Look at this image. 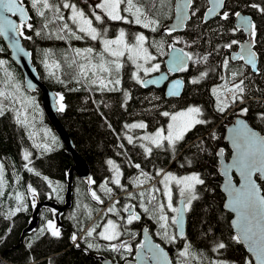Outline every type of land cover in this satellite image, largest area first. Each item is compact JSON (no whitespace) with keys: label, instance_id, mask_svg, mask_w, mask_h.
<instances>
[{"label":"trees","instance_id":"1","mask_svg":"<svg viewBox=\"0 0 264 264\" xmlns=\"http://www.w3.org/2000/svg\"><path fill=\"white\" fill-rule=\"evenodd\" d=\"M133 1L144 10V17L147 20H158L156 15L158 9L155 5L157 0ZM21 2L29 10L28 24L32 26L29 29L26 27L28 24L22 25V41L31 51L33 64L42 82L55 91L58 97H64L62 103L65 109L58 111L60 122L72 139L75 149L88 164L91 177L87 183L74 174L71 204L59 215L65 219L63 227L59 230L61 233L59 237L52 236L47 230V222L53 221L57 212L49 206L41 207L38 213L36 227L44 231L40 230L34 237L32 234L36 233L35 227L23 236L22 233L31 222L38 202L52 201L59 206L65 205L68 176L74 166V160L66 152V147L57 134L59 140L56 144L52 143L50 151L44 150L42 146L36 147L32 144L25 127L17 120L14 109L2 112L0 166L7 187L4 183L1 184L4 185V190L0 191V264H92L77 245L82 237L87 236L93 225L102 226L105 214L100 213L102 209L116 194L126 190L134 192L130 196H121L112 201L108 208L115 205L120 212L131 203L130 201L139 202L140 198L130 199L138 193L139 190L135 189L141 190V186L155 180L169 164L170 171L178 174L196 171L203 180V184L197 187V198L193 201L188 223V234L194 241V249L201 251L199 254L201 260L208 261L204 259L203 251L208 250L210 242L212 245H219L214 242L223 239L229 245H233L232 242L235 240L229 242L230 236H235L229 224L230 214L223 208L225 196L221 191L222 176L219 173L218 152L223 148L226 158L230 156V149L223 141V133L225 124L230 123L237 115L245 116L254 128L264 134V11H261L264 9V0H226L222 14L227 12L228 19H222L221 14L209 22L204 21L208 1L192 0L191 18L185 29L180 32H169L165 30V26L174 16L175 0H172L170 19L160 22L154 27L155 31L152 30L153 27L131 25V28L145 32L151 49L160 56V59H165L171 45L183 48L193 57L187 70H183L186 85L180 97H167L164 89L160 88L145 89L138 79L132 80L129 72V69L134 67L132 64L126 62L117 70L113 64L114 60L101 46L74 29L72 33L81 37L76 39L68 29L63 28L67 23L70 29L72 21L59 6V0H48L49 8H44L42 4L33 7L32 0ZM38 11H43L44 15L40 16ZM237 12L249 14L255 24L254 48L258 53V70L255 73L242 61L231 59V51L238 49L239 44L246 39V34L242 30H236L234 21ZM114 24H122L125 31L129 28L122 21H115ZM175 36L179 38V43L175 42ZM132 39L133 36H130L129 40ZM233 40L238 43L233 44L231 48L225 47ZM75 46H82L85 50L91 48L93 51L92 53L86 51V55L80 57ZM9 55V50L0 37V61L7 60V65L5 62L3 64L12 74V69L19 72L24 87L22 72ZM226 60L228 63L225 66ZM43 62L47 65L51 62L49 68L52 72L45 73ZM55 62L57 67L52 68ZM88 63L93 65L89 66ZM101 63L110 71H101L99 68ZM81 65H87L83 73ZM202 73L206 75L202 76ZM233 73L236 75L233 76ZM95 77L103 80L104 86L101 85V81L98 84L93 83ZM194 79L198 82L192 83ZM115 80L121 81V85L115 84ZM241 81L244 91L235 95L242 99L237 98L233 102L234 92L230 89ZM213 89H216L215 93ZM225 90L232 92L231 100L225 98ZM36 94L40 96V93ZM221 102L226 105L223 111L219 110ZM190 105L201 108L205 122L196 124L188 131L184 141L173 151L167 153L164 151L166 148L157 149L156 153L163 157L160 159L158 156L157 162L152 158L147 160L132 158L134 153L129 147L123 149L118 146L117 139L128 137L135 139V132L129 129H132L131 125L146 122L152 128L163 126L172 113ZM242 109H247V112H242ZM164 112H168L169 115L164 116ZM45 120L51 126L47 119ZM51 128L53 129L52 126ZM136 138H139L137 133ZM188 144L190 145L179 155ZM131 149L133 151V147ZM25 152L31 155L27 161L24 158ZM106 160L112 161L123 171L122 185L117 186L114 194L106 191L112 174ZM29 168L32 171H29ZM143 170H151L148 180L141 181V184L133 183L135 176ZM47 178L54 181L53 187H49ZM234 179L237 180L235 176ZM92 180L95 184H92ZM260 185L264 191V182H260ZM30 189H35V195ZM98 189L108 193L101 191L99 195L97 194L103 203L93 198L92 193ZM18 198L21 208L13 214L18 206ZM90 223L91 227L82 233ZM133 234L134 231L130 234L126 232L114 242L120 243ZM73 235L76 236L75 241L72 240ZM131 242L125 243L130 245ZM136 244L135 242L134 246ZM130 249L131 251H128L125 248L123 256H132L133 249L132 247Z\"/></svg>","mask_w":264,"mask_h":264},{"label":"snow or ice","instance_id":"2","mask_svg":"<svg viewBox=\"0 0 264 264\" xmlns=\"http://www.w3.org/2000/svg\"><path fill=\"white\" fill-rule=\"evenodd\" d=\"M125 3V0H100L95 5V8L100 9L110 20L112 21H119L124 20L125 22H128L126 16L121 15V4ZM127 7L123 9L125 12H131L132 15L135 17V23L136 24H142L143 27L148 28L150 25L155 24V21L149 20L147 22H143L145 13L144 10L140 7H136L133 4V0H126ZM188 5L191 4V0H187ZM219 3L223 5V0H219ZM38 4H42L44 8H49L50 5L48 3V0H32V6L36 7ZM0 7H2L4 12L12 13L13 15H16L19 13L21 18V25H23L24 21V15H25V9L21 6V3L18 2V0H0ZM64 8H71L72 15L70 19L73 21V23L78 24V31L80 33H84L87 36H89L92 40H96L98 36L101 34L98 32L97 28L93 26V21L85 16V13L82 10H78L76 8L75 4H68L65 3L63 5ZM253 7H256V5H253ZM133 9L135 11L133 12ZM59 11V9H57ZM214 10L212 8L208 9V13H212ZM261 11H264V9H261ZM38 14L40 16L44 15L43 11H38ZM94 15L95 20L103 23V18L101 15L96 14L95 12L92 13ZM207 15V14H206ZM229 14L227 12H224L221 16L222 19L227 20ZM235 16L238 18H241V14L239 12L235 13ZM60 19H63V17H59ZM7 25L15 32L23 34L20 32V27L13 23L12 21H6ZM241 25L245 27V30H248L250 28V35L253 37V39L250 41V43L254 44V37H255V24L250 23V18L242 17L241 18ZM27 28L31 29V24L26 25ZM64 29H68L69 32H71V29H69V25L65 23L63 25ZM153 31H155V28H152ZM238 30V29H236ZM171 30H169L170 32ZM235 31V30H234ZM40 33H37L39 35ZM73 36H75L76 39H81L79 35H76L75 33H71ZM125 32L123 30L120 31L119 37L115 40H104L103 43L105 45V51L110 52V54L113 57L119 58L120 56L124 55V52L121 50V48L126 49L129 53L134 54V56H130V58H140L143 59L145 62H147L150 59H154L151 57L147 49L143 48V44L145 42V37L143 35H138L135 37L136 44L134 46H129L125 43L124 40ZM27 39H30V37H25ZM63 38V37H60ZM238 41L233 40L230 44L225 45V47L231 48L233 44H237ZM112 45H116L117 49L113 50L111 48ZM88 53H92L93 49L89 48L86 50ZM77 55H79V51L77 52ZM184 55L187 56L189 60L193 59V57L190 54L185 53ZM206 60L207 57H204ZM248 62L252 64L253 68H255V53L250 52L249 53V60ZM0 63H3L0 61ZM228 61L226 60L224 62L225 66L227 65ZM181 64L183 65V61L181 60ZM81 72L84 71V66L81 65ZM95 67V66H93ZM121 67L119 63H115V68L118 70ZM142 65L137 64V68H141ZM99 68L101 71L109 72L110 69L105 67L103 63L99 65ZM159 68V65H153L151 68H143V71L145 73H148L150 71H157ZM181 70H187L186 65H183L181 67ZM206 75V73L201 74ZM236 74L233 73V76ZM138 82L143 83V81H139V78L137 77ZM154 82V81H153ZM197 80H192V83H197ZM109 83H112V81H109ZM115 84H119V80H115ZM243 84V81L240 82V84L234 85L233 89H230L234 92L233 95V102L237 98L242 99V97H238L235 95V93H243L244 89L241 86ZM101 85L104 86L103 80H101ZM180 87V82L177 81L175 84V89H178ZM172 90L169 94L171 95H178V92ZM213 92H216V89H213ZM0 95H3V93H0ZM64 97L59 96L58 99V110L64 111L65 105L62 103ZM224 107L226 105L221 102V107L219 110L223 111ZM242 112H247V109H242ZM201 113V110L198 107H189L186 111L179 112L176 115L172 116L173 123L168 125V133L167 136L163 135L164 130L160 129L158 130L154 136H144L143 139L151 141L154 145L157 147L161 146L162 141L167 140L169 145L174 146L176 142L183 139L184 135L187 133V131H190L191 128H193L196 124L204 123L205 121L200 120L198 117ZM0 114H2V110H0ZM164 116H168V112L163 113ZM128 127V126H126ZM130 127L132 128H145L146 125L143 123L139 124H133ZM54 139V138H53ZM129 143L132 142V137H128ZM45 149L48 148V145H44ZM237 154L236 157L231 165L229 167H234L237 169V171L240 173L241 177L243 178V183L241 184L240 188H235L232 185V179L231 177L228 178L227 181V187L226 190H231V192L234 194V199L231 201V204L234 206V210H236L238 213H242V210H247L250 215H252V219L254 220L255 213L257 210L264 211V196H261L259 194V189L257 188L255 182L253 181L252 177L255 173L259 172L261 175H264V137H259L256 133L251 131H245L243 141L238 142L235 144ZM146 151L151 152V148H147ZM29 154L25 153V160L28 159ZM109 164H112V161H109ZM115 167V166H114ZM136 167H139V165H136ZM29 171H32L31 168L28 169ZM117 172V178L114 180V183L119 185L120 179H119V170L116 169ZM159 174V173H158ZM39 175V173H37ZM142 175H146L142 173ZM46 179V178H45ZM169 181H175V183L179 186V194L181 197L184 198V211L188 210L191 206V203L194 199L197 197L194 195V186L196 184H203V180L199 178L198 175L193 174L189 176H185L182 178H176L175 176H172L171 173H168L164 176V179L161 181V183L165 186L164 196L167 198V208L171 210L173 213H177V216H174L171 218V223L174 225H180V214L182 212V209L173 207L172 203V191L171 188L168 186ZM33 194L35 195V189H30ZM106 191L111 192V189H106ZM155 191H160L159 189H155ZM93 198L97 201H100L103 203V201L100 200V197L96 195L95 192L92 193ZM143 196V193H141ZM152 200H155V196L151 198ZM151 202V201H150ZM118 203V202H117ZM33 206H35L33 204ZM165 205L163 203L158 204L159 212L161 213L158 217L159 221L161 222V228L165 229L164 231V237L166 239H169L170 241H174L176 239V236L173 235L171 237L168 236L167 233V226H168V220L169 217L164 213ZM20 209H17L19 211ZM145 211L148 209L145 208ZM108 212H114L115 206L108 208ZM125 211H128L126 208ZM14 214V213H13ZM140 217L137 214H130L128 217V223L131 224L133 220H139ZM252 223V220H249V224ZM99 227V225H97ZM117 225L114 221L108 220L107 223L103 227V231L99 233V236L107 241H113L116 240L119 236V233L117 232ZM47 230L50 231L51 235L54 237H59L61 235L59 229L56 227L55 223L51 220L47 222ZM95 232V227L90 229L87 232V236H92ZM245 237L251 241V250L256 252V259L258 261V264H264V230H262L259 234V239H254V237L257 236V233L252 231V228L249 227L245 229ZM181 236H183V233H180ZM234 239L239 241L238 237H234ZM72 240H76V236H72ZM78 246V245H77ZM125 247L128 251H131L130 248L127 247L126 244L122 245ZM89 248L94 247L92 244H88ZM141 248L144 247V245H140ZM219 248H224L225 245L223 243H220L218 245ZM157 249H159V246H156ZM111 249L113 251H118L119 246L113 244L111 245ZM188 247L186 246L183 251L179 253L180 256H186L188 254ZM248 264H251V262H248Z\"/></svg>","mask_w":264,"mask_h":264},{"label":"water","instance_id":"3","mask_svg":"<svg viewBox=\"0 0 264 264\" xmlns=\"http://www.w3.org/2000/svg\"><path fill=\"white\" fill-rule=\"evenodd\" d=\"M207 1L208 8L204 13L205 22H209L210 20H213L220 16L225 9L226 2V0H223V5H221L219 3V0ZM18 2L21 3V6L25 9L23 25H26L29 23V10L26 5L21 2V0H18ZM191 4L188 5L187 0H175L174 16L172 20L165 26V30H171L175 32L183 31L191 18ZM209 8H212L214 11L212 13H208ZM239 13L241 14V18H250V23L253 24L252 18L249 14L244 12ZM241 18L235 16V26L237 29L242 30L246 34V39L239 44L238 49L231 51V59L233 61H243V63L246 66L250 67L255 73L258 70V53L254 48L255 41L254 44L250 43V41L253 39V37L250 35L251 30L250 28L248 30H245V27L241 25ZM6 21H12L16 25L21 26V32L22 25L19 13L13 15L12 13L4 12L2 7H0V37L9 50L10 59L17 67H19L22 72L25 89L29 92L40 93L39 102L45 114V118L47 119L48 123L53 127L55 133L60 137L62 143L65 145L66 152L70 156H72L74 160V166L69 171L65 205L59 206L52 201L38 202L33 212L31 222L23 231V235H25L27 232L32 231L37 226L38 213L41 207L49 206L53 209H56V217L58 218L59 215L63 211H65L71 204L72 180L74 174L83 179H88L90 177V170L85 159L77 152L72 142V139L70 138L69 134L60 122L58 116V94L52 89H50L44 82H42L38 71L35 65L33 64L31 51L27 49L24 45L21 38V34L13 31L7 25ZM250 52L255 53V68H253L252 64L248 62ZM185 53L187 52H185L181 47L171 45L168 56L165 60L166 70L155 73L154 75H151L146 78L142 83L144 88H148L151 86H166V94L168 97L181 96L184 89V80L182 78L170 79V73L175 76L177 75V73H179V71H181V67L183 65H186V67L189 65L190 60L187 58L186 55H184ZM181 60L183 61V65L181 64ZM177 81L180 82V87L178 89H175V84ZM174 89L178 92V95L169 94ZM245 131H251L256 133L259 137H264V134L258 129L254 128L245 116L240 115L236 117L233 122L226 126L224 134V138L228 142L232 150L230 156L226 158L223 154L222 149H220L218 152L220 159L219 173L222 176L221 191L225 196L223 208L231 215L230 226L239 238L240 243L244 245L246 251L251 255L253 263L258 264V261L256 259V252L251 250V241L245 237L244 233L245 229L251 227L252 231L257 233V236L254 237V239H259L260 232L264 230V211L257 210L255 213L256 218L254 220L252 219V215H250L247 210H242L243 214L238 213L236 210H234V206L231 204V201L234 199V194L231 192L230 189L226 190L227 181L229 177H231L232 185L235 188H240L241 184L243 183V178L241 177L237 169L234 167H229V165L233 163L237 154L235 144L243 141ZM189 145L190 144L185 146L179 152V155H181L186 149V147H188ZM179 155L175 158V160L179 157ZM234 176L237 178V180L234 179ZM252 179L255 182L257 188L259 189V194L261 196H264V191L260 185V182H264V175H261L259 172H257L253 175ZM183 203L184 200H181L180 209H182V212L180 214V225H176L179 236H181V232L184 234L186 231L187 218L186 212L183 210ZM249 220H252L251 224H249ZM143 235L144 247H139L137 249L135 261H127L124 264H145V262L148 263L150 260L145 259V254L146 249L149 248L152 249L151 260H155L157 264H172L168 251L160 245H158L159 249L156 248L157 244L153 241L152 236L150 235L146 227L143 228ZM105 263L121 264L119 262H110L107 260H105Z\"/></svg>","mask_w":264,"mask_h":264},{"label":"flooded vegetation","instance_id":"4","mask_svg":"<svg viewBox=\"0 0 264 264\" xmlns=\"http://www.w3.org/2000/svg\"><path fill=\"white\" fill-rule=\"evenodd\" d=\"M98 2H100V0H59V4H60L59 6L63 9L64 13L67 16H71L72 11H71V8L66 9L63 7V5L65 3L75 4L76 8L78 10H82L85 13V16L93 21V26L96 27L98 32L101 33L99 35V37L96 40H94L96 45L101 46L102 48H105L103 41L104 40H112L111 36L113 34V31H111V30H112V26H113L114 22L112 20H110L100 9L95 8V5ZM93 12L102 16L103 23L95 20L94 15H92ZM72 24L73 23L71 22L70 25L72 26ZM104 27H106L107 30L104 34L105 38H102V36H103L102 33H103ZM76 30H78V25L76 27ZM169 50H170V48H169ZM154 53L156 54L157 57L159 56L156 52H154ZM168 53H169V51H168ZM167 56H168V54H167ZM167 56L165 57L164 60L160 59L161 67L158 71L153 72L151 74H147V76L144 79H141V81H144L146 78H148L151 75H154L155 73L165 71L166 70L165 60H166ZM189 65H190V63H189ZM189 65L186 68H188ZM173 78H182L184 80V87H185L186 78L183 74V70L179 71V73H177V75H175V76L172 75V73H170V79H173ZM152 87L164 89V91L166 93V86H164V87L151 86L148 88H152ZM148 88L145 87V89H148ZM183 93H184V89H183L181 96L183 95ZM229 99H231V97ZM39 100H40V98H39ZM238 116H240V115L235 116V118ZM235 118L231 122H233L235 120ZM230 123L225 124V129H226V126H228ZM143 124L146 125L145 128H142V129L141 128H132V129L129 128V129L131 131L139 130L143 133L148 132V136H152L156 130L155 129L156 127L152 128L149 126L150 124H147L146 122H144ZM166 124L163 126L165 127ZM224 134H225V131L223 133V141L229 147L230 154H231L232 150H231L228 142L225 140ZM119 135H121V133ZM134 138L135 139H132L131 143H129L128 139H124V138L117 139V143L119 144L118 146L120 148L126 149L127 147H129L131 152L134 153L132 155V158L141 159V160H147L149 158H152L155 162H157L158 156H159L156 153L157 149H163L164 150V148H166L164 151H166L167 153L170 152L169 148L166 145L161 146V147H157L154 145L153 148L151 149V152H148V154H146L143 151V147H141V145L139 143V141L142 138H136V133H134ZM184 139L179 143V146L184 141ZM149 143H152V142L147 140V142L145 144L148 146ZM132 147H133V151L131 149ZM220 149H222L223 154H224V149L223 148H220ZM120 157H122V155H120ZM161 158H163V157H160V159ZM150 172H151V170L141 171L139 173L141 176V181L148 180V178L150 177ZM142 173H144L146 175H142ZM168 173H171L172 176H175L176 178L178 176H183V175L188 174V173L178 174L176 172L170 171L169 169H166L155 180H153L152 182L148 183L145 186H141V190L149 188V186L153 183V186H155V189L160 190L158 192L155 191L157 197L159 198V200H161L162 203L166 204L167 198L164 196L165 186L163 183H161V181L164 179V176ZM77 177L80 178V180L88 183V181L90 180L91 174H90V177L88 179H83L79 176H77ZM92 184H95V181L92 180ZM168 186L171 188V191H172L173 207L180 208L181 200H184L183 197L179 196L180 186L177 185L175 183V181H169ZM133 192H134V190H126L123 193L116 194L114 196V198L111 200V202L118 199L121 196H130ZM111 202H109L102 209V211L100 213H103V212L105 213L106 209L108 208V206ZM130 202L131 203H128L125 207L128 209V211H125V208H124L122 211L118 212L117 223L120 224L121 229H123L122 226L125 227L129 234L131 231H134L133 235H131L127 238H124L123 239L124 241L115 244V242H114L115 240L107 241V240H104L103 238H101L97 234L98 228H95V232L93 233L92 236H85L84 238L82 237L78 246H79V248L82 249V253L84 255H86L88 259L91 260L92 264H106L105 260L110 261V262H119L121 264H124L125 262L131 261V260L135 261V255L137 253V249L140 247V245H144V240H143V238H144L143 228L144 227L147 228L148 232L152 236L153 241L157 245L162 246L165 250L168 251L172 264H204V263H206V264H248V262H251V264H254L252 261L251 255L246 251L244 245L240 242H237V240L234 239V237H237V235L235 233H234L235 236H230V238H229V242H231L232 239L235 240V242H232L233 245H229L228 243H226V241L221 239V241H219V242H217V241L214 242V243H218V244L223 243L225 245L224 248H219L218 245H212L213 243L211 244V242H210L208 250L203 251L205 253L204 259H207L208 261L203 262V260H201L202 258L199 256L201 251H197L194 249V244H193L194 241L192 240L191 235L188 234L189 214H190V211L192 210L193 203H192V207L185 211L187 222H186V231L183 234V236H179L178 231H177V226L172 224L171 221L168 220L169 224L174 227V229L172 227L171 230L173 231V235L176 236V239L174 241H170L169 239H166L163 234L158 235L156 233V231H155L156 223H154V220H153L154 218H152V216L149 215V211L144 210L146 208L145 206L148 207V201H147L146 196H144V197L141 196V198L139 199V202H135V201H130ZM183 205H184V203H183ZM54 210L57 211L56 209H54ZM132 213L139 215L140 219L139 220H133V222L131 224H129L127 222L128 217ZM152 213H153V209L150 210V214H152ZM56 214H57V212H56ZM56 214H55V216H56ZM230 219H231V215H230ZM230 219H229V224H230ZM64 220L65 219H63V217L62 218L56 217L53 219V222L55 223L56 227L60 230L63 227V224L65 223ZM103 227H104V225L102 226L101 231H103ZM137 227H138V229L136 230ZM121 234H125V233H123L122 231L120 232V230H119V236L117 239L123 237V235H121ZM130 241H132L130 245H127L125 243V242H130ZM135 242L137 243L136 246H134ZM88 244H92V245H94V247L89 248ZM113 244L119 246L118 251H113L111 249V245H113ZM124 244H126L127 247H129V246L132 247V249H133L132 256H129V257L123 256L122 253L125 251V247H123L122 245H124ZM186 246L189 249L188 254L186 256H180L179 253L181 251H183ZM152 247H154V246H152ZM239 248H240V250H238ZM151 257H152V249L151 248L146 249L145 259H148L150 261L148 263L145 262V264H157L155 260H151Z\"/></svg>","mask_w":264,"mask_h":264},{"label":"rangeland","instance_id":"5","mask_svg":"<svg viewBox=\"0 0 264 264\" xmlns=\"http://www.w3.org/2000/svg\"><path fill=\"white\" fill-rule=\"evenodd\" d=\"M171 3H172V0H157L156 1L155 5H156V8L158 9L156 15L158 16V20H156V21L154 20L156 23L153 24V25H150L149 26L150 28L158 26L159 23L162 22L163 20L170 19L171 15H172ZM133 4L136 7H140L137 4H135L134 1H133ZM126 7H127V3H126V0H125V3L121 4V15L122 16H126L128 22H125L124 20H119V21H122V23H126L129 28H128V30L126 29V31H125V29H124L122 24H118V25L114 24V26H112V30H111V31H113V34L111 36L112 40L117 39L119 37L120 31L123 30L125 32V37H124L125 43L128 44L129 46H134L136 44L135 37L138 36V35H143L145 37V42L143 44V48L147 49L148 54L151 57H153L154 59H150L147 62H145L143 59H140V58H130V56H134V54L129 53L126 49H123V48H121V50L124 52V55L120 56L119 58L113 57L110 54V52L105 51V48H103V50L107 53V55L112 60H114L113 61L114 66H115V63H119L120 65H123V64H126V62H128V63L132 64L134 67L129 69L130 76H131L132 80H136L137 77H138L139 80L141 81V79H144L147 76V74H151L153 72H156V71H150L148 73H145L143 71V68H151L153 65H159L158 70L160 69V67H161L160 56L157 57L156 54L151 49V45L149 44L148 37H147V35L145 34L144 31H141V29L140 30H136L134 28H131V25H137V24L135 23V17L132 15L131 12L123 11V9L126 8ZM134 11H135V9H133V12ZM70 17H69V19H70ZM142 19H143V22L149 21L145 17L142 18ZM70 21H72V20L70 19ZM113 22H115V21H113ZM72 23H73V21H72ZM77 25L78 24L73 23L72 26H70V29H71V32H69L70 34L73 32L74 29H76ZM139 25H141L143 27V23L139 24ZM106 30H107V28L104 27L103 33H102V35H103L102 38H105L104 34H105ZM130 36H133V39L131 41L129 40ZM174 39H175L176 43H179L178 42L179 38L177 36H175ZM64 43L67 44V42H64ZM75 47L77 48L76 51L77 52L79 51V56L80 57H84V55H86V50L82 46L81 47L75 46ZM111 48L113 50H116L117 46L116 45H112ZM124 59H125V61H124ZM3 62H5L6 65L8 63L7 60H4ZM137 64L142 65V67L141 68H137ZM49 65H51V62H50ZM49 65H47V63L43 62V67H44L45 73L46 72L47 73L52 72V70H50V68H49ZM87 65L92 66L93 63H88ZM87 65H84V68ZM55 67H57V63L56 62H55V66L52 67V68H55ZM12 70H13V74L14 75L6 69V67L4 66L3 63H0V93H3V95H0V110H2V112H4L5 110L14 109L15 116H16L17 120L25 127V130L28 133L32 144L34 146H36V147L42 146L44 150H45L44 145H48V148L46 150L50 151L52 143L56 144L57 141L59 140V138L56 135V133L54 132V130L51 128V126H49L46 123L45 114H44L43 109H42V107L40 105L39 97L37 96V94L27 91L23 87V85L21 83L19 72L16 69H12ZM112 74H113V72H112ZM99 81H101V79H98V77H95L93 83H97L98 84ZM120 85H121V81H120ZM229 100H231V99H229ZM17 107H18V110H17ZM189 107H198L201 110V108L199 106L190 105V106H188V107H186L184 109H181L179 111H176V112L172 113L169 116V121L166 124V126L165 127L164 126L156 127L155 128L156 130H155V132H154V134L152 136H154L155 133L158 130H160V129H163L164 130L163 135L167 136L168 125L173 123V121L171 119L172 116L176 115L179 112L186 111ZM198 118L200 120H204L203 119L202 110H201V113H200ZM134 132L139 135V138H142L139 141V143H140L141 147H143L144 153L148 154V151H146V149L147 148H151L152 149L153 146H154L153 143H149L148 146L145 144L147 142V140L143 139V137L144 136H148V132H144L143 133V132H141L139 130H135ZM186 134L184 135L183 139L185 138ZM182 140L176 142L174 146L169 145L168 141L164 140V141H162L161 146L166 145L169 148L170 151H173L174 149H176L179 146V143ZM161 146H159V147H161ZM30 156L31 155L29 154L27 160L30 159ZM106 162H107L110 170L112 171V174L110 176V179H111V181L109 183L110 185L106 189H111L110 193L114 194L116 192L117 186H121L122 185L123 171L118 165L113 164V162H112V164H109L108 160H106ZM170 166L171 165L169 164V167ZM1 168L2 167L0 166V191L2 192L4 190V185H5V187H7V182L3 181V179H5V176H4V178L2 177V169ZM116 169L119 170V179H120V184L119 185L114 183V180L117 178ZM139 173L133 179V183L141 184V176H140ZM193 174L198 175L199 178H200L199 173L196 172V171L189 172L188 174L183 175V176H178L177 178L179 179V178H182V177H185V176H189V175H193ZM46 181H47L49 187H53L54 184H55L54 181L50 180L49 178H47ZM3 183H4V185H1ZM198 185L199 184H196L194 186V195L196 197H197V187H198ZM76 190L78 191V189H76ZM135 190H139V191H138V193L136 195L131 196L130 199L131 200H137V199L141 198V196H142L141 193H143V197L146 196L147 201H148V207L147 206H145V207L148 209L147 211H149V215H151L152 218H154L153 219L154 223H156L155 231H156V233L158 235L163 234L165 229L161 228V222L158 219L159 215L161 214L159 212V209H158V204L162 203V202H161V200H159V198L157 197V195L155 193V186H153V183H152L149 186V188H147V189L140 190V188H138V189H135ZM101 191L105 192L104 190H100V189H98V190H96L94 192L96 193V195L97 194L99 195ZM107 192H105V193L108 194ZM48 196H50V195L48 194ZM153 196H155V200L151 199ZM179 196H180V194H179ZM193 201H192V203H193ZM17 202H18V206L15 209L14 214L17 212V209L21 208V203L19 204L20 198L17 199ZM76 202H77V204H79L78 200H76ZM192 203H191L190 208L192 207ZM164 205H165V208H164V213L163 214L167 215L169 217V220L171 221V218L174 217V216H177V213H173L171 210H169L167 208V206H166L167 203L164 204ZM151 209H153V213L152 214H150V210ZM117 213H118V207L117 206H115V211L114 212L106 211L105 214H104V217L102 218V226L105 225L108 220H112L117 225V229L116 230H117L118 233H119V230H120V232L122 231L123 233H126L127 232L126 228L122 226L123 229H121L120 224L117 223V219H118ZM102 226L98 227V231H97L98 235L101 232ZM94 227L97 228L96 226L93 225L92 228H94ZM172 227L173 226H171L169 224V222H168L167 233H168V236H170V237L173 236V231L171 230ZM173 229H174V227H173ZM40 230H42V232L44 231V229L37 228L36 229V233L32 234V236L35 237L36 234ZM121 235L124 236L125 234H121Z\"/></svg>","mask_w":264,"mask_h":264},{"label":"bare ground","instance_id":"6","mask_svg":"<svg viewBox=\"0 0 264 264\" xmlns=\"http://www.w3.org/2000/svg\"><path fill=\"white\" fill-rule=\"evenodd\" d=\"M234 22H235V21H234ZM192 75H193V74H192ZM196 80H197V79H196ZM207 135H208V134H207ZM166 162H167V161H166ZM153 165H154V164H153ZM170 165H171V164H170ZM166 169H169V166L166 167ZM166 169H165V170H166ZM91 225H92V223H90V224L87 226V228H86L82 233H85V232L89 229V227H91ZM92 227H93V226H92ZM92 227H91V228H92ZM29 232H31V231H29ZM29 232H27V233H29ZM27 233H26V234H27ZM26 234H25V235H26ZM22 235H23V233H22ZM25 235H23V236H25ZM79 238H81V235H80ZM0 258H1V257H0Z\"/></svg>","mask_w":264,"mask_h":264},{"label":"built area","instance_id":"7","mask_svg":"<svg viewBox=\"0 0 264 264\" xmlns=\"http://www.w3.org/2000/svg\"><path fill=\"white\" fill-rule=\"evenodd\" d=\"M225 93H226V97H229L231 95V93L228 92V90H225Z\"/></svg>","mask_w":264,"mask_h":264}]
</instances>
